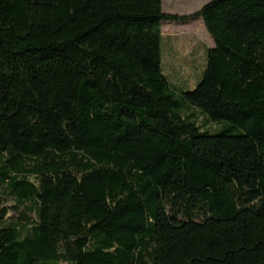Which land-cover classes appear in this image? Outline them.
Listing matches in <instances>:
<instances>
[{"label": "trees", "instance_id": "1", "mask_svg": "<svg viewBox=\"0 0 264 264\" xmlns=\"http://www.w3.org/2000/svg\"><path fill=\"white\" fill-rule=\"evenodd\" d=\"M199 19L177 95L162 23ZM0 264H264V0H0Z\"/></svg>", "mask_w": 264, "mask_h": 264}, {"label": "rangeland", "instance_id": "2", "mask_svg": "<svg viewBox=\"0 0 264 264\" xmlns=\"http://www.w3.org/2000/svg\"><path fill=\"white\" fill-rule=\"evenodd\" d=\"M210 0H162L164 13L187 16L200 10ZM163 74L167 77L173 91L180 95L191 92L202 82L207 69V49L214 43L206 31L202 19L196 21H165L162 23ZM202 131L209 133L202 125L203 118L196 113ZM210 130L214 125L207 126ZM222 127H219L221 129ZM7 204L15 205L10 196H5Z\"/></svg>", "mask_w": 264, "mask_h": 264}]
</instances>
